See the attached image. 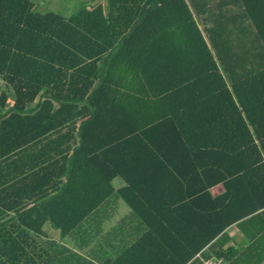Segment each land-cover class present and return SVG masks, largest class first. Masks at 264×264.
I'll return each mask as SVG.
<instances>
[{"label": "trees", "instance_id": "1", "mask_svg": "<svg viewBox=\"0 0 264 264\" xmlns=\"http://www.w3.org/2000/svg\"><path fill=\"white\" fill-rule=\"evenodd\" d=\"M33 6L0 0V264H57L43 223L115 177L145 229L106 264H232L233 223L264 251V0Z\"/></svg>", "mask_w": 264, "mask_h": 264}, {"label": "crops", "instance_id": "2", "mask_svg": "<svg viewBox=\"0 0 264 264\" xmlns=\"http://www.w3.org/2000/svg\"><path fill=\"white\" fill-rule=\"evenodd\" d=\"M31 1L34 3L33 8L38 10V2ZM123 183L121 178L115 177L112 180L114 191L64 236L49 221L43 223L41 229L46 238L56 243L57 264H106L107 260L119 255L144 231L145 223L117 194V188ZM197 185L198 179L195 178L192 187L197 188ZM208 190L214 196L223 191V185L220 182ZM147 195L151 196V192ZM148 203L149 206L156 205L150 200ZM261 219L264 220V216ZM260 220L258 218L255 224ZM226 230L231 238L226 246L232 245L237 251L230 256L232 264H250L257 257L261 258V263L264 262L262 244L253 246L254 240L247 238L236 223L229 225Z\"/></svg>", "mask_w": 264, "mask_h": 264}, {"label": "rangeland", "instance_id": "3", "mask_svg": "<svg viewBox=\"0 0 264 264\" xmlns=\"http://www.w3.org/2000/svg\"><path fill=\"white\" fill-rule=\"evenodd\" d=\"M35 1V0H34ZM38 10L45 12L52 10L67 17L71 15L83 3H91L92 0H36Z\"/></svg>", "mask_w": 264, "mask_h": 264}, {"label": "built area", "instance_id": "4", "mask_svg": "<svg viewBox=\"0 0 264 264\" xmlns=\"http://www.w3.org/2000/svg\"><path fill=\"white\" fill-rule=\"evenodd\" d=\"M201 264H224V261L221 256H210L207 258H201Z\"/></svg>", "mask_w": 264, "mask_h": 264}, {"label": "water", "instance_id": "5", "mask_svg": "<svg viewBox=\"0 0 264 264\" xmlns=\"http://www.w3.org/2000/svg\"><path fill=\"white\" fill-rule=\"evenodd\" d=\"M135 27V26H134ZM133 27V28H134ZM132 28V29H133ZM132 31V30H131ZM120 44H121V41L111 50V52H114L115 50H117L118 49V47L120 46Z\"/></svg>", "mask_w": 264, "mask_h": 264}]
</instances>
